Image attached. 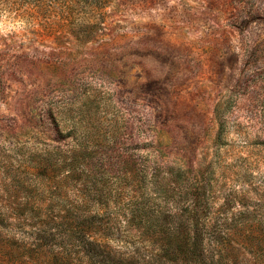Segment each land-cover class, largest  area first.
Here are the masks:
<instances>
[{
  "label": "rangeland",
  "instance_id": "rangeland-1",
  "mask_svg": "<svg viewBox=\"0 0 264 264\" xmlns=\"http://www.w3.org/2000/svg\"><path fill=\"white\" fill-rule=\"evenodd\" d=\"M47 150L77 166L56 198ZM86 184L194 206L217 264H264V0H0V205L40 206L20 264H89L43 245Z\"/></svg>",
  "mask_w": 264,
  "mask_h": 264
},
{
  "label": "trees",
  "instance_id": "trees-1",
  "mask_svg": "<svg viewBox=\"0 0 264 264\" xmlns=\"http://www.w3.org/2000/svg\"><path fill=\"white\" fill-rule=\"evenodd\" d=\"M80 149L77 151H82ZM51 151L53 150H47L44 157H37L32 169L41 168L43 173L40 192L56 198L59 197L60 184L77 166L73 168L72 162L65 164L58 158L50 160ZM142 175L145 176L146 172L144 171ZM30 176L36 181L35 175L30 174ZM88 187L86 184L83 188L77 189L81 202L56 206L55 215L49 216L48 209L52 208L45 206L46 222L59 220V224L68 232L60 234L59 241L55 239L56 233L49 232L46 234L50 236L48 242H43V245H48L49 249L57 248L58 254L61 253V249H69V253L86 257L89 264L218 263L211 254L204 252L200 224L195 217L194 206L187 208L185 217L166 220L161 218L160 210L148 203L147 198L143 201L139 200L146 192L144 186L137 187L132 184L126 190L128 196L122 191L115 190L113 194L118 197L117 201L112 200L110 196L112 192L109 190ZM14 205H0V264H20L21 255L27 252L21 226L28 225L23 223L21 210L40 209V206L35 205H30V208ZM122 240L130 246L117 248L114 243ZM35 245L38 248L42 247V244ZM54 258V261L61 262L62 258L56 255Z\"/></svg>",
  "mask_w": 264,
  "mask_h": 264
}]
</instances>
